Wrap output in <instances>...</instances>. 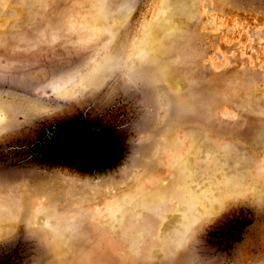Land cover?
<instances>
[{"label": "rangeland", "instance_id": "rangeland-1", "mask_svg": "<svg viewBox=\"0 0 264 264\" xmlns=\"http://www.w3.org/2000/svg\"><path fill=\"white\" fill-rule=\"evenodd\" d=\"M0 264H264V0H0Z\"/></svg>", "mask_w": 264, "mask_h": 264}, {"label": "bare ground", "instance_id": "bare-ground-1", "mask_svg": "<svg viewBox=\"0 0 264 264\" xmlns=\"http://www.w3.org/2000/svg\"><path fill=\"white\" fill-rule=\"evenodd\" d=\"M123 16V18L126 16V15H122ZM152 20V19H151Z\"/></svg>", "mask_w": 264, "mask_h": 264}]
</instances>
